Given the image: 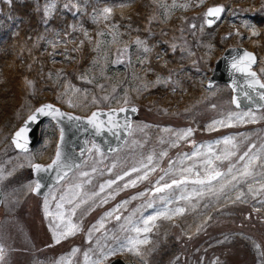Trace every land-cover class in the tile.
<instances>
[{"label":"rangeland","instance_id":"374dc122","mask_svg":"<svg viewBox=\"0 0 264 264\" xmlns=\"http://www.w3.org/2000/svg\"><path fill=\"white\" fill-rule=\"evenodd\" d=\"M2 1L9 7L17 0ZM147 1L150 13L142 23H128V14L135 7L130 0H120L114 8L110 7V14L104 13L105 8L94 10L91 22L98 29L94 32L91 29L93 35L84 36L92 43L93 52L88 60L85 59V69L74 74L66 70L69 66L63 68L61 65L64 59H71V64H78L80 60L74 54L79 52L81 40L75 41L69 34L59 44L61 49L56 46L55 52L49 51L53 63L50 65L57 67V75L65 82L64 86L53 84L51 91L49 88L36 95L31 83L27 96L22 90L20 95L15 94L14 103L21 101L24 104L27 100L42 103L44 97L53 92L52 103L76 115L87 116L93 109L127 104L136 105L138 113L119 152L104 155L96 143L88 140L82 166L44 198L34 195L28 187L33 188L35 184L30 165L35 162L46 164L51 160L57 128L50 122L44 123L37 132L39 140L25 154L16 152L6 142L0 145V172L4 177L0 180L3 193L0 204L3 259L0 264H55L58 260H63V264H93L98 258L100 264L115 258H121L126 264H264V188L261 187L264 168L260 167L264 158L261 148L264 145V109L259 112L237 110L231 104L232 94L226 85L205 87L211 63L217 58V51L222 52L217 48L215 38L223 40L221 44L225 47H245L258 54L260 59H257L255 69L264 82V53H260L256 40L253 41L260 35L264 37V0ZM58 4L67 5L65 8L72 14L86 9L81 0H49L42 17H46V7L49 17ZM214 5H222L225 10L216 28L206 30L204 13ZM118 14L121 20L126 19L123 23L116 21ZM228 38H233L234 44L227 43ZM156 40L160 44H148ZM240 41H246V44ZM159 45L160 48L154 50ZM22 65L27 72H34L32 59ZM181 75L197 82L200 90L195 86L186 90L182 84L185 78ZM157 88L160 93L152 91ZM11 103L14 104L13 100ZM0 108L7 110V106ZM244 113H251L255 122ZM217 121L225 124L214 123ZM2 123L0 115V125ZM187 129H192L191 134L179 139ZM224 137H234L236 141L247 138L240 143L238 155L248 150L249 145L254 146L251 151L257 159L252 176L238 175L236 170H243L245 162H238L237 157L215 159L230 147L223 143ZM148 156H152L151 162ZM209 159L213 162L212 167L225 175L206 185L192 183L195 178H207L209 169L205 162ZM230 164L235 165L231 174L227 171ZM133 168L138 171L133 172ZM85 172L87 177L81 175ZM125 172L129 175L125 176ZM146 172V179H137ZM233 174L237 175L235 181ZM117 176H123V179L117 180ZM178 179L185 182L152 193L155 188ZM109 180H116V183L94 197L95 203L88 200L76 209L75 215L70 214L72 205L59 199L74 190L76 184L81 185L76 189L80 193L78 199H88ZM131 180H136L135 186L125 188ZM222 184L223 192L220 191ZM114 192V198L100 203L102 198ZM241 193L240 199H236ZM161 197L170 199L171 202L166 204L170 212L175 208L185 211L172 219L157 218L150 233H141L137 237L131 230L132 225H126L123 217L131 216L136 226L143 227L141 216L164 210L165 201ZM122 201L129 202L113 216L104 218L103 227L89 234V229L104 217V213ZM57 203H63V208L58 210ZM149 203L151 208L147 207ZM45 207L50 215H45ZM58 211L64 213V221L57 218ZM70 215L79 231L56 243L53 239L55 225L61 224L62 231ZM115 215L122 219L117 221ZM121 225H126L128 230H122ZM145 235L149 243L139 245L141 255L126 248L110 254V249H120L122 243L126 244L127 237L143 239ZM73 248L79 251L71 254ZM85 253H88L87 260Z\"/></svg>","mask_w":264,"mask_h":264},{"label":"trees","instance_id":"16d2710c","mask_svg":"<svg viewBox=\"0 0 264 264\" xmlns=\"http://www.w3.org/2000/svg\"><path fill=\"white\" fill-rule=\"evenodd\" d=\"M81 1L86 5L85 12L72 14L63 4H58L49 17H42L46 0H17L9 7L5 2L0 0V106H7V110L6 108H0V115L3 120L2 125H0L2 128L0 129V139H2L0 145L5 143L4 138L10 136L11 132L19 125L27 113L38 105L37 102L33 103L31 100H27L24 104H21V101L20 103H14L15 94L20 93L17 82L13 80L15 79L14 75L28 71L21 64L29 59L35 62V82L38 83L34 87L36 95L49 88H51L49 89L51 91L53 84L56 87H60L63 83L62 78L57 75V69L56 72H53V68L55 69V67L50 65V63H53L50 60L51 54H49V51L53 50L55 52L56 46L61 49L59 44L66 40L65 36L69 37L70 34L71 37H74L75 41L81 40L79 52L74 55L80 59L85 60L87 58L88 60L89 56L93 53L91 52L92 43L84 39V36L85 33L92 34L91 29L93 32L98 29V26L91 22V13L94 10L97 11V9L114 8L120 2V0ZM130 1L134 2L132 4H135V7L128 14L130 17L128 23H142L145 17L149 16L150 7L146 5L148 1ZM92 6L95 7L91 9ZM115 19L121 23L126 20H121L119 14ZM205 29L207 30V28ZM230 39L228 38L226 42L229 44L234 43V39ZM255 40L260 53H264V37L260 35ZM157 41L148 42V44L152 46L160 44ZM214 41L218 49L223 50L225 48V45L221 44L223 40L220 39L219 41V39L215 38ZM52 43L55 45L54 48L52 47ZM159 48L160 45L154 50ZM217 52L219 54V51ZM14 54H16V57H14ZM150 57L153 60L152 56ZM184 78L182 79V84L187 90H190V84H188L190 78ZM197 86L195 83L196 88H198ZM152 91L160 93V88ZM51 99L55 98L52 97ZM12 100L13 105L11 103ZM17 107L19 108L15 109ZM10 114L12 115L10 116Z\"/></svg>","mask_w":264,"mask_h":264},{"label":"water","instance_id":"95a60500","mask_svg":"<svg viewBox=\"0 0 264 264\" xmlns=\"http://www.w3.org/2000/svg\"><path fill=\"white\" fill-rule=\"evenodd\" d=\"M210 19L214 18L210 17ZM245 51L246 50L243 48L226 49L222 56L214 63L211 75L208 77L207 87H211L219 82L225 83L232 90V104L235 108L261 110L264 108V98H261L264 96V88H261L259 84L253 83L254 80H259L260 84H263L257 73L252 70L256 62L251 64L248 70L254 72L256 74L255 77L248 75L247 72H241L232 67L235 62L234 58H239ZM43 105L50 104L46 103ZM43 105L38 108H41ZM52 108L58 109L62 115L42 114L35 110L31 114L35 115V119L29 120L28 117L11 138L12 143L14 138L17 141L24 140L23 144L26 145L27 151H30L37 140L39 127L45 119H52L53 122L60 127L57 148L53 159H55L57 150L59 149L61 153V164L65 166L59 169L55 166L48 169L47 166L51 164V161L48 165H42L46 169L45 171L36 172L32 168L34 178L40 184V188L33 193L40 197H43L53 186L64 179L67 174L81 165L88 137H92L102 151L108 154L116 152L125 142L131 129L132 119L136 116L138 111L137 107L132 105L115 110H94L89 117H80L70 113H64L55 106H52ZM133 108L136 110L133 111ZM121 109H123V111H121ZM45 111L48 112V110ZM93 113L96 114L94 122L89 123V118L93 117ZM97 125H99V128ZM21 128H25L26 131L21 137L17 138L15 134ZM13 145L15 149L17 148L21 152H27L22 148H18L16 144L13 143ZM68 165H71V167L69 168ZM205 181L208 183L207 180ZM1 198L2 193L0 191V202ZM109 264L125 263L117 258Z\"/></svg>","mask_w":264,"mask_h":264},{"label":"snow or ice","instance_id":"6c2138e0","mask_svg":"<svg viewBox=\"0 0 264 264\" xmlns=\"http://www.w3.org/2000/svg\"><path fill=\"white\" fill-rule=\"evenodd\" d=\"M199 2L203 3L204 0H199ZM65 7H67V5H65ZM224 10L225 9H224V7L222 5H216V6H211V7L207 8L206 12L204 13V17H205L204 23H206L209 27H211L215 23L216 20L220 19V14ZM111 11H112V9H110V8H105L104 9V13H107V14H110ZM47 15H49V9L46 7L45 16H47ZM210 17L214 18V19H210ZM107 18L108 17L105 16V19H107ZM193 27H195V25H193ZM255 34L256 33H253V35H255ZM85 35H87V33H85ZM137 43H142V42L137 40ZM147 50L148 49L145 48V51H147ZM234 60H235V62L232 65V67L234 69H236L238 71H241V72H247L248 75H250L252 77H255L256 74L254 72L248 71L250 66H251V64L256 62V57L252 53L245 51L242 56H240L239 58H234ZM27 83L30 85L31 81H28ZM253 83L259 84V86L261 88H264V84H260L259 80H254ZM261 98H264V96H262ZM105 99H107V97H105ZM45 110H48V112H46ZM132 110L135 111L136 109L133 108ZM121 111H123V109H121ZM36 112L42 113V114L62 115V113H60L58 109H53L51 105H43L41 108L36 109ZM95 115L96 114L93 113V117L89 118V123H93L94 122ZM244 116H248L252 122H255V117L251 113H244ZM229 118L231 119V116ZM34 119H35V115L29 116V120H34ZM238 119H243V117H238ZM214 123H219L221 125L225 124L224 121H217V122H214ZM97 127L99 128V125H97ZM25 131H26L25 128H21L15 134V136L17 138L21 137L22 134ZM191 132H192V129L184 130L179 135V139H184L186 136L190 135ZM244 139H247V138L246 137H242L241 141H236L234 137H224L223 138V143L225 145H227V146H230V147L225 148V150L221 154L216 155L215 159L217 161H221V160H227L230 157H237V161L238 162L244 161L245 163L243 165V170L237 169L236 171H237V173H238V175L240 177L246 178V177H249V176L253 175L252 169L256 166L254 162L256 161L257 156H256V154L252 153V151H251L252 147H254L253 145H249L248 146V150L243 151L242 154L238 155L240 143H242ZM13 143L16 144V146L18 148H22L25 151H27L26 145L18 143L15 138L13 139ZM218 143H219V141H218ZM261 148L264 149V145H261ZM147 159H148L149 162H151L152 156H148ZM205 163H206V165L208 166V169H209L208 176H207V182L208 183H210L211 181L216 180L217 178L222 177V176L225 175V173H222L221 171H218L216 168L212 167V163L213 162H212L211 159L207 160ZM30 166L36 172H42V171L46 170L40 164H31ZM54 166L57 167V169H59L60 167H64L65 166V165L61 164V153H60L59 149L57 150L55 159L52 160L51 164H49L47 166V168L51 169ZM68 167L70 168L71 165H68ZM234 167H235L234 164H230L229 167H228V170H227L228 173H230V174L233 173ZM260 167L264 168V158L261 159ZM93 171H95V169H93ZM132 171L136 172V171H138V169L133 168ZM189 171H190V169H189ZM9 175H11V173H9ZM81 175L87 177L88 173H86V172L85 173H81ZM124 175L127 176V175H129V173L125 172ZM147 175L148 174L146 172L144 175L138 176L137 179L138 180H144V179L147 178ZM3 178H4L3 174H2V172H0V180H2ZM122 179H123V176H117V180H122ZM160 179L163 180V177H161ZM232 180L233 181L237 180V175L233 174L232 175ZM115 183H116V180H109V181L106 182V184H101L99 186V192L91 193V195L88 196V199H83V198H79L78 199V197H80V193H79V191H76V189H80L81 185L80 184H76L74 186V190H70V191L66 192L64 195H61L59 199H60L61 202L66 200L69 205H72V207L70 209V214L71 215H75L76 214V209L80 208L84 204H87L88 200H93V203H95V200L93 198L94 197H98L100 195V193L105 191L106 187L111 188V186L113 184H115ZM181 183H183V181L173 180L172 184H167L166 183V184L163 185V187H157L156 191L157 192H163L165 188H171L172 185H177V184H181ZM194 183L203 185V184L206 183V181L202 180V179H197L196 181H194ZM228 183H231V181H229ZM135 184H136V180H131L129 182V184H125L124 187L126 188V187H128L130 185L131 186H135ZM232 186L235 187V185H232ZM28 187L31 189V191L35 192V191H37L40 188V184H39V182H37L35 184L34 188H32L31 185H29ZM261 187L264 188V184H262ZM223 190H224V185L222 184L220 191L223 192ZM115 194L116 193L114 192V193L109 194V197L102 198L100 200V203L101 204L107 203L108 202V198H114ZM198 194H200V193H198ZM141 195H142V193H141ZM241 195H243V193L238 195L236 197V199H240ZM181 198L186 199V197H181ZM132 199H135V197H132ZM161 199L165 201L164 210L157 211L154 215H149L147 217L141 216L140 223L143 224V227L136 226L133 223V220H132L131 216L123 217V219L126 221V225H132V229L131 230L134 231L135 233H137V237H139V235L141 233H144V234L150 233L152 231V228L155 227V224L153 222L157 218L164 217L166 219H172L173 216L178 215V214H182L185 211L184 208H175L174 210H171V212H170L167 209V207H166V204L171 202L170 199L166 198V197H161ZM128 202L129 201H122L120 204L116 205L115 208H113L112 210L104 213V217H102L101 220L97 221L96 225H93L89 229V234H91V232L93 230L98 231L100 227H103L104 218L113 216L115 213L119 212L120 209L122 207H124ZM45 205H47V201H45ZM56 207H57L58 210L62 209L63 208V203H57ZM147 207L151 208L152 204L149 203L147 205ZM87 211H88V209L85 210L84 214H86ZM50 214L51 213H49L47 211V207H45V215L47 216V215H50ZM71 215L68 217V222H67L66 226L63 228L62 231H60L61 224H56L55 225V230L53 232V239L55 240L56 243H59L61 238H67L68 236L74 235L77 231H79V226L77 224L71 222ZM56 216L61 221H64V219H65L64 213L62 211H58L56 213ZM115 219L117 221H120L122 219V217L120 215H115ZM126 225H121V229L124 230V231H127L128 229H127ZM147 243H149V240H148L146 235H145V237L143 239L133 238V237L129 236V237H127V243L126 244L122 243L120 249H110L109 251H110V254H112V253H114L117 250H122V249L126 248L128 251L133 252L135 255L139 256V255H141L140 250H139V245H143V244H147ZM255 247L259 248V245H255ZM77 251H79V250L73 248L71 254H75ZM84 255H85V260H87L88 259V253H85ZM2 259H3V248H0V260H2ZM55 264H63V260H58V261L55 262ZM93 264H100V259L98 258L96 261L93 262Z\"/></svg>","mask_w":264,"mask_h":264},{"label":"bare ground","instance_id":"6f19581e","mask_svg":"<svg viewBox=\"0 0 264 264\" xmlns=\"http://www.w3.org/2000/svg\"><path fill=\"white\" fill-rule=\"evenodd\" d=\"M48 3H49V0H46ZM150 13V12H149ZM21 52V51H20ZM22 53V52H21ZM152 56V55H151ZM75 60V59H73ZM72 63V60L71 59H68V60H62L61 62V65L62 67L64 68L65 66H69V68H67L66 70H69L70 72L72 73H77L79 71H83L86 67V61L84 59H80L78 64H71ZM55 67V66H54ZM56 69L57 67H55V69L53 68V72H56ZM15 80L17 82V85L19 87L20 90H22L23 92V95L24 96H27L28 94V91H29V87L30 85L27 83L28 81H31V83H33V87L37 86L38 83L35 82V71L34 72H24V73H21V74H15L14 75ZM150 77H152V74L150 75ZM264 84V82H262ZM28 84V85H27ZM188 84H190V87H192L194 85V82L190 79V81L188 82ZM170 92H168L167 94L169 95ZM54 93L52 92L51 95H47L46 98H45V101H51L52 99V95ZM47 99V100H46ZM39 104V103H38ZM37 106V105H36ZM35 106V107H36ZM19 107L15 108V109H18ZM62 110V109H61ZM63 111V110H62ZM64 112V111H63ZM65 113V112H64ZM27 115L24 117V120L26 119ZM23 121V120H22ZM20 124V123H19ZM16 131L13 130L10 134L9 137H6L4 138L5 139V142L10 146L14 147L13 143L11 142V138L13 136V134L15 133ZM18 143H21L23 144L24 140H18L17 141ZM17 149V148H16ZM17 149L16 152L18 153H21V151ZM23 154V153H22Z\"/></svg>","mask_w":264,"mask_h":264}]
</instances>
